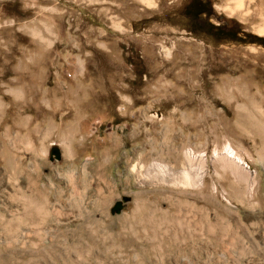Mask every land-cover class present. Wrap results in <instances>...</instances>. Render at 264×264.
<instances>
[{
	"label": "rangeland",
	"instance_id": "374dc122",
	"mask_svg": "<svg viewBox=\"0 0 264 264\" xmlns=\"http://www.w3.org/2000/svg\"><path fill=\"white\" fill-rule=\"evenodd\" d=\"M203 11L0 0V264H264V0Z\"/></svg>",
	"mask_w": 264,
	"mask_h": 264
},
{
	"label": "trees",
	"instance_id": "16d2710c",
	"mask_svg": "<svg viewBox=\"0 0 264 264\" xmlns=\"http://www.w3.org/2000/svg\"><path fill=\"white\" fill-rule=\"evenodd\" d=\"M192 5H194V7L196 9H198V14L199 15H203L205 13V11H203L204 9H207L210 7V0H192ZM206 7V8H205ZM217 33L221 32V29L216 31ZM236 39H233L236 42H244L242 38H238L237 35H233ZM247 38L249 39V43L251 44H259V45H263L264 46V39L255 37V36H247Z\"/></svg>",
	"mask_w": 264,
	"mask_h": 264
},
{
	"label": "bare ground",
	"instance_id": "6f19581e",
	"mask_svg": "<svg viewBox=\"0 0 264 264\" xmlns=\"http://www.w3.org/2000/svg\"><path fill=\"white\" fill-rule=\"evenodd\" d=\"M244 1V0H243ZM246 3V2H245ZM242 5V4H241ZM240 5V6H241ZM239 6V7H240ZM242 7V6H241ZM244 7V6H243ZM242 7V8H243ZM237 9V8H236ZM241 9V8H240ZM218 156V155H217ZM225 156V159H228V160H230L231 161V164H230V168H232L233 170H236L235 172H237V168L236 167H242V166H244V162L240 159V158H238L237 156H236V154L231 150V148L230 147H228L227 149H226V154L224 155ZM224 159V160H225ZM221 161V160H220ZM222 161H223V159H222ZM226 162L228 163V161L226 160ZM232 162H233V164H232ZM223 163V162H222ZM228 164V165H229ZM225 167V166H224ZM236 168V169H235ZM232 170V171H233ZM234 173V172H233ZM183 182L188 186L190 183H191V177H190V174H189V172H187V171H184V173H183ZM183 183V184H184Z\"/></svg>",
	"mask_w": 264,
	"mask_h": 264
}]
</instances>
